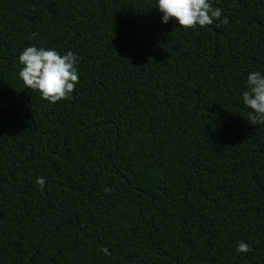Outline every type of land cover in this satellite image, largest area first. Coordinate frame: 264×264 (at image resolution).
I'll list each match as a JSON object with an SVG mask.
<instances>
[{
	"label": "trees",
	"instance_id": "16d2710c",
	"mask_svg": "<svg viewBox=\"0 0 264 264\" xmlns=\"http://www.w3.org/2000/svg\"><path fill=\"white\" fill-rule=\"evenodd\" d=\"M209 2L227 26L164 24L157 0H0V264H264V125L242 96L264 0ZM29 46L77 54L70 98L25 88Z\"/></svg>",
	"mask_w": 264,
	"mask_h": 264
},
{
	"label": "clouds",
	"instance_id": "9594fccd",
	"mask_svg": "<svg viewBox=\"0 0 264 264\" xmlns=\"http://www.w3.org/2000/svg\"><path fill=\"white\" fill-rule=\"evenodd\" d=\"M157 10L162 14V22L174 20L182 30L206 28L216 22V27L227 26L229 20L222 17L220 8H214L209 0H157ZM78 56L74 52L61 55L55 49L26 47L19 56L22 69L19 77L26 89L38 93L51 104L67 100L79 83L76 69ZM244 106L249 112L251 125H264V75L259 71L248 75L246 90L242 94ZM46 178L38 177L36 184L44 190ZM109 254L106 248L101 249ZM253 249L247 243L239 242L236 251L249 253Z\"/></svg>",
	"mask_w": 264,
	"mask_h": 264
}]
</instances>
